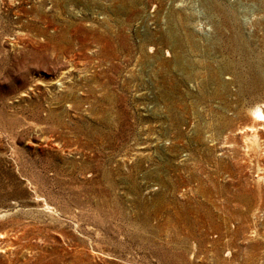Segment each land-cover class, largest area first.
I'll return each mask as SVG.
<instances>
[{
  "label": "rangeland",
  "instance_id": "1",
  "mask_svg": "<svg viewBox=\"0 0 264 264\" xmlns=\"http://www.w3.org/2000/svg\"><path fill=\"white\" fill-rule=\"evenodd\" d=\"M263 79L264 0H0V264H264Z\"/></svg>",
  "mask_w": 264,
  "mask_h": 264
},
{
  "label": "bare ground",
  "instance_id": "2",
  "mask_svg": "<svg viewBox=\"0 0 264 264\" xmlns=\"http://www.w3.org/2000/svg\"><path fill=\"white\" fill-rule=\"evenodd\" d=\"M258 83L259 86L264 85V79ZM249 112L252 123L242 126L239 131L245 133L243 149L246 160L247 163L255 167V180L260 185L264 182V176L261 174L264 171V167L261 164L262 160H264V101L250 107ZM45 206L47 209L53 210V207L47 202H45Z\"/></svg>",
  "mask_w": 264,
  "mask_h": 264
}]
</instances>
